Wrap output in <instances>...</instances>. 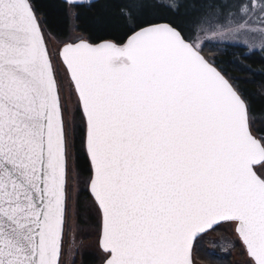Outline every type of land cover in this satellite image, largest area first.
Masks as SVG:
<instances>
[{"label":"snow or ice","instance_id":"snow-or-ice-1","mask_svg":"<svg viewBox=\"0 0 264 264\" xmlns=\"http://www.w3.org/2000/svg\"><path fill=\"white\" fill-rule=\"evenodd\" d=\"M63 5L92 34L54 50L36 0H0V264H75L81 195L100 264L219 260L218 231L264 264V109L205 51L264 52V0Z\"/></svg>","mask_w":264,"mask_h":264},{"label":"trees","instance_id":"trees-1","mask_svg":"<svg viewBox=\"0 0 264 264\" xmlns=\"http://www.w3.org/2000/svg\"><path fill=\"white\" fill-rule=\"evenodd\" d=\"M37 6L42 16L49 21L50 29L53 31V37L59 41H70L71 26L75 31L84 38L91 36L92 17L95 14V9L91 8H70L63 5L62 0H36ZM73 12V13H72ZM72 18H70V14ZM78 17V18H77ZM58 30V31H57ZM206 54L215 55L217 62L226 70L228 75L237 78L240 86L252 98L254 106L257 110L264 109V54L261 52H251L247 59L239 58L241 49L228 48V54H218L213 48H206ZM236 61V62H233ZM84 178L82 174L81 179ZM83 185H81L82 187ZM85 195L79 198V204L76 207V217L78 224L87 225L94 223V218L89 212V201ZM217 233V232H216ZM206 241V240H205ZM197 257L205 264L217 263L215 257H209L204 253ZM80 264H99V259L93 252H84L80 257ZM79 262V261H78ZM77 264V260H76Z\"/></svg>","mask_w":264,"mask_h":264},{"label":"rangeland","instance_id":"rangeland-1","mask_svg":"<svg viewBox=\"0 0 264 264\" xmlns=\"http://www.w3.org/2000/svg\"><path fill=\"white\" fill-rule=\"evenodd\" d=\"M73 13V12H72ZM70 14V18H72L73 14ZM71 35H72V39L74 40L77 37H81L74 29L73 26V22H72V26H71ZM225 44H230L231 41H225L222 42ZM58 44L57 41L55 40V38L53 39V41L49 44V47L51 49H57L58 48ZM261 52L259 48H256L253 50V52ZM264 54V52H261ZM87 205L89 206V212L92 214L93 218L95 219V209L94 206L92 205L91 200L89 199V201H87ZM75 213H76V208H75ZM70 224H73L76 227V232H75V247L73 249L74 252V256H75V264H76V260H77V264H80V257L84 252H93L94 254L97 255L99 262H100V258H99V254L96 250V241H97V236L95 233V228H94V223L90 224V226L87 225H80L78 224L77 221V217L76 215L73 216V218L70 220ZM72 236V233H70V237ZM232 239V237L227 233V232H222V231H218L217 233H213L211 234V236L207 237L205 240H209L212 249L218 253L221 252V246L227 241ZM69 246H72V241L70 239L69 241ZM237 249L233 248L231 250V252L234 254L233 256L239 257L238 253L236 252ZM238 260V259H236ZM79 261V262H78ZM71 262V257H69V264Z\"/></svg>","mask_w":264,"mask_h":264},{"label":"flooded vegetation","instance_id":"flooded-vegetation-1","mask_svg":"<svg viewBox=\"0 0 264 264\" xmlns=\"http://www.w3.org/2000/svg\"><path fill=\"white\" fill-rule=\"evenodd\" d=\"M83 2L87 3V2H89V0H83ZM203 246H204L205 249L213 250L209 240L204 241L203 242ZM236 249H237L236 252L238 253L239 257L233 256L234 254L232 252H231V254H227L225 252L218 253V252L215 251L217 253V256L222 257V259L219 260L217 263L214 260L213 264H244V258L239 254V249L238 248H236ZM199 256L202 257L201 254H199ZM236 259H238V260H236ZM197 264H205V263L201 262L199 260V258H197Z\"/></svg>","mask_w":264,"mask_h":264}]
</instances>
